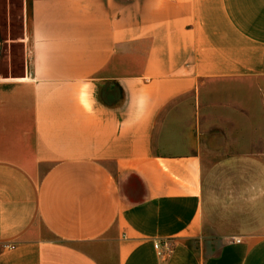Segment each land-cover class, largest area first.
Returning <instances> with one entry per match:
<instances>
[{"label": "crops", "instance_id": "1", "mask_svg": "<svg viewBox=\"0 0 264 264\" xmlns=\"http://www.w3.org/2000/svg\"><path fill=\"white\" fill-rule=\"evenodd\" d=\"M21 5L0 264H264V0Z\"/></svg>", "mask_w": 264, "mask_h": 264}, {"label": "rangeland", "instance_id": "2", "mask_svg": "<svg viewBox=\"0 0 264 264\" xmlns=\"http://www.w3.org/2000/svg\"><path fill=\"white\" fill-rule=\"evenodd\" d=\"M24 37L21 0H0V74L7 71L5 61L14 72L19 67Z\"/></svg>", "mask_w": 264, "mask_h": 264}, {"label": "built area", "instance_id": "3", "mask_svg": "<svg viewBox=\"0 0 264 264\" xmlns=\"http://www.w3.org/2000/svg\"><path fill=\"white\" fill-rule=\"evenodd\" d=\"M233 241L237 242L238 240H233ZM158 246H159V244L153 245L154 249L156 250V254L158 256L162 257L163 255H166L167 253H169L170 247L168 244L162 243V246L164 247V250H162V252H160V250H159L160 247H158ZM8 247L11 248V246H8Z\"/></svg>", "mask_w": 264, "mask_h": 264}]
</instances>
